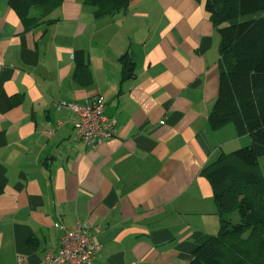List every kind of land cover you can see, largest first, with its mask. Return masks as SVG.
Instances as JSON below:
<instances>
[{"label":"crops","instance_id":"0c3cea01","mask_svg":"<svg viewBox=\"0 0 264 264\" xmlns=\"http://www.w3.org/2000/svg\"><path fill=\"white\" fill-rule=\"evenodd\" d=\"M205 2L130 0L95 16L63 0L33 25L0 0V264H40L60 246L55 222L86 226L91 264H187L217 233L202 171L240 136L208 124L219 36ZM98 95L115 132L91 149L66 104Z\"/></svg>","mask_w":264,"mask_h":264},{"label":"trees","instance_id":"16d2710c","mask_svg":"<svg viewBox=\"0 0 264 264\" xmlns=\"http://www.w3.org/2000/svg\"><path fill=\"white\" fill-rule=\"evenodd\" d=\"M62 1L7 4L20 20L34 25L44 22ZM129 1L84 0L95 16L111 14ZM205 9L219 36L218 92L208 124L211 129L232 124L238 136H250V143L222 152L203 168L219 229L202 237L187 264H264V174L250 169L264 154V0H206ZM120 60L133 65L126 54Z\"/></svg>","mask_w":264,"mask_h":264},{"label":"built area","instance_id":"2783aa9c","mask_svg":"<svg viewBox=\"0 0 264 264\" xmlns=\"http://www.w3.org/2000/svg\"><path fill=\"white\" fill-rule=\"evenodd\" d=\"M66 105L77 115L73 124L74 137L89 148L96 149L114 135L115 121L105 115L102 96ZM54 227L61 231L60 246L51 250L40 264H91L94 258L100 256L99 246L93 243L86 226L79 221L69 227L55 222ZM16 264L28 263L24 257L18 256Z\"/></svg>","mask_w":264,"mask_h":264},{"label":"rangeland","instance_id":"374dc122","mask_svg":"<svg viewBox=\"0 0 264 264\" xmlns=\"http://www.w3.org/2000/svg\"><path fill=\"white\" fill-rule=\"evenodd\" d=\"M239 139H240V145H238L237 148H239V146L240 147L246 146L247 144L250 143V136L248 134L240 136ZM250 169L257 172L258 174H264V154L258 157V163L256 164V166L251 167ZM231 218L233 222L238 221L237 213L236 212L232 213Z\"/></svg>","mask_w":264,"mask_h":264}]
</instances>
